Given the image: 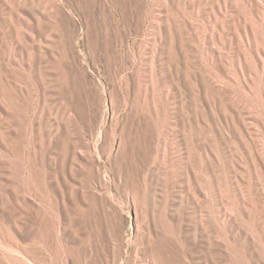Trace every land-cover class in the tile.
Instances as JSON below:
<instances>
[{
  "label": "rangeland",
  "instance_id": "374dc122",
  "mask_svg": "<svg viewBox=\"0 0 264 264\" xmlns=\"http://www.w3.org/2000/svg\"><path fill=\"white\" fill-rule=\"evenodd\" d=\"M0 264H264V0H0Z\"/></svg>",
  "mask_w": 264,
  "mask_h": 264
}]
</instances>
